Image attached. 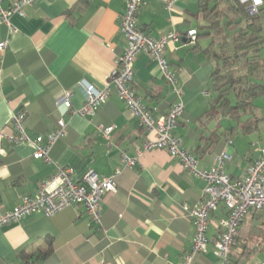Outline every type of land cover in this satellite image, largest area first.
Wrapping results in <instances>:
<instances>
[{"label":"crops","instance_id":"0c3cea01","mask_svg":"<svg viewBox=\"0 0 264 264\" xmlns=\"http://www.w3.org/2000/svg\"><path fill=\"white\" fill-rule=\"evenodd\" d=\"M16 1L4 0L3 5L11 8ZM125 6L126 0H36L25 5L22 14L11 15L13 31L0 24V42L9 44L0 52V214L21 196H36L43 180L59 167H73L77 181L90 169L102 175L121 169L117 191L104 197L101 227L78 204L53 216L30 214L1 228L0 264H23L24 249L47 247L49 240L53 252L36 264H182L192 247L196 228L184 206L201 202L205 180L166 149L145 150L146 138L153 135L115 92L93 121L72 112L85 103L82 84L105 86L125 52L128 43L120 31ZM201 10V0H144L138 24L153 38L180 33L179 40L167 44L166 56L169 69L179 77L185 104L175 130L183 146L205 169L216 165L218 154L229 153L227 173L244 177L259 154L238 163L242 147L234 141V126L225 127L222 121L230 118L212 105L210 38L200 36ZM259 16L264 23V5ZM192 28L199 32L195 42L188 35ZM260 55L264 57V43ZM134 67L133 86L153 115L162 116L177 100L171 85L146 51L137 55ZM67 96L72 109L65 105ZM18 111L25 112L24 127L35 144L11 143L4 137L14 130L12 115ZM61 118L68 123L66 135L52 147L50 160L35 158L36 145L47 142ZM100 125L114 126L110 139ZM125 155L136 158L137 164L126 166ZM225 212L221 204L211 214L208 250L197 255L195 264H225L215 247ZM247 222L262 231L246 227ZM241 229L244 251L238 257L231 253L226 264H248L241 257L250 245L252 253H263L264 211H250Z\"/></svg>","mask_w":264,"mask_h":264},{"label":"built area","instance_id":"2783aa9c","mask_svg":"<svg viewBox=\"0 0 264 264\" xmlns=\"http://www.w3.org/2000/svg\"><path fill=\"white\" fill-rule=\"evenodd\" d=\"M36 0H17L11 8H5L4 0H0V24L6 23L13 31L10 17L13 13H23L25 5H31ZM144 0H126V6L120 17V31L127 40V48L117 58V66L112 72L105 86L98 88L94 84H82L86 93L85 103L80 109H72V103L67 96L65 105L73 113L86 114L93 121L95 115L106 100L115 92L126 101L147 134L144 149H166L173 157L178 158L184 167L193 175L206 182L201 202L191 207L185 205L196 228L193 244L182 264H195L198 254L208 250V228L211 214L224 204L226 212L220 220V231L217 234L215 247L220 259L226 263L230 257L240 226L246 215L252 210L264 209V147L259 155L249 165L244 177L233 178L227 173L226 166L231 155L222 152L217 155V163L211 168H200L198 159L193 152L183 146V140L176 135L175 130L185 111L182 89L179 77L169 69L166 56V46L171 41L180 39L178 31H171L153 38L138 24V15ZM247 5V12L255 15L260 12L264 0H240ZM172 1L167 3L171 8ZM198 31L192 28L188 31L193 42L196 41ZM8 40L0 42V52L8 48ZM142 51L148 52L157 61L159 68L177 100L162 116L155 117L152 109L148 107L133 86L135 76V60ZM25 112L18 111L12 115L13 131L4 137L11 143L35 142L24 127ZM68 123L64 118L59 119L58 127L48 135L45 144H37L34 157L50 160V152L54 144L66 135ZM106 138L110 139L114 126L100 125ZM142 154V151H140ZM126 166H134L137 159L125 155ZM121 173L117 169L112 175H102L90 169L82 180L74 179L73 167H59L50 177L40 184L36 196L23 195L20 201L12 208L0 214V230L2 227L19 221L24 217L38 212L53 216L61 210L74 205H83L92 222L101 227L103 222L102 203L106 194L117 191L116 177Z\"/></svg>","mask_w":264,"mask_h":264},{"label":"trees","instance_id":"16d2710c","mask_svg":"<svg viewBox=\"0 0 264 264\" xmlns=\"http://www.w3.org/2000/svg\"><path fill=\"white\" fill-rule=\"evenodd\" d=\"M201 8L204 23L200 36L210 38L207 53L213 64L210 82L212 105L218 106L230 119L240 118L242 112L249 114L245 121L234 126L232 132H250L258 128L259 121L263 119L254 98L264 95V57L260 55L264 23L260 21L259 13L250 15L247 5L240 0H201ZM198 35L199 32L197 38ZM245 219L232 249L238 244L245 246L241 234ZM52 252L50 240L47 247L33 251L24 249L21 252L23 264H36Z\"/></svg>","mask_w":264,"mask_h":264},{"label":"rangeland","instance_id":"374dc122","mask_svg":"<svg viewBox=\"0 0 264 264\" xmlns=\"http://www.w3.org/2000/svg\"><path fill=\"white\" fill-rule=\"evenodd\" d=\"M254 103L256 105H258L259 107V111L261 113V115L263 116V119L259 121L258 123V128L250 131V132H243V131H239L238 133H234V141L236 143H238L241 147H242V152L240 153L238 159V163H246L248 162V158L249 156H255L258 155L261 151V149L264 147V95L258 96L256 98H254ZM249 114H245L242 112V116L239 118H234V119H224L222 121L223 125L225 127H231L233 126H238V124L240 123V121H245L248 118ZM232 162V161H231ZM233 163V162H232ZM229 164L226 166V170L228 168ZM256 211V210H255ZM261 211V210H260ZM262 211H264V209H262ZM252 221V219H251ZM256 222H258L256 220ZM248 225L251 226V228H253L254 230H256L257 232H261L262 228H258V224L257 226H254L253 222L252 224L247 222V226ZM264 232V230H263ZM262 232V233H263ZM253 246L254 245H250L246 251V256L245 257H241L242 260H244V262L248 261V264H261L262 263V259H264V250L263 253H252L251 251L253 250ZM263 246L264 248V244L261 245V247ZM244 248L241 244H238L237 246H235L231 253H235V256L238 257L240 252H243ZM249 253V254H248ZM248 254V255H247Z\"/></svg>","mask_w":264,"mask_h":264}]
</instances>
